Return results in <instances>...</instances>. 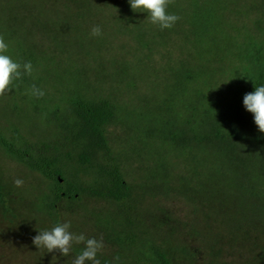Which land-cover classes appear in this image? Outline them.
<instances>
[{"label": "rangeland", "instance_id": "374dc122", "mask_svg": "<svg viewBox=\"0 0 264 264\" xmlns=\"http://www.w3.org/2000/svg\"><path fill=\"white\" fill-rule=\"evenodd\" d=\"M64 1L0 0V36L9 46L6 54L16 61V44L33 51L32 76L40 78L38 88L45 92L40 98L29 89L0 96V138L16 149L24 140L35 145L49 142L56 129L55 117L66 113L74 93L88 100H109L117 115L116 122L106 128V136L125 180L134 188V200L115 206L81 197L62 200L53 210L49 207L53 185L0 144V264H72L84 244H73L66 257L32 242L39 231L67 221L73 233L103 237L105 246L97 256L101 264H146L151 246L167 251L176 264H264L260 245L251 243L224 247L222 257L213 258L208 246L214 239L198 215L182 199L164 192L154 177V157L150 142L144 140L142 113L147 115L155 103L162 102V90L172 76L167 73L172 70L169 65L182 55L178 33L160 38L163 43H157L152 55L130 34L118 32L144 27L153 35L164 33L166 29L147 19L148 13L135 12L134 23H130L120 20L132 10L123 0ZM257 1L259 11L234 16L238 17L235 21L251 25L264 20V0ZM180 8L169 3L167 11L178 16ZM40 13L48 22L46 31L37 21ZM65 14L68 24L56 23L55 16ZM181 25L180 18L173 27ZM94 26L101 27L100 36L91 35ZM56 109L57 116L53 114ZM16 179L24 181L22 187L15 185ZM126 215L132 224L123 232L128 244L120 247L110 241L103 222L97 219L114 218L122 223ZM116 228L122 227L117 224Z\"/></svg>", "mask_w": 264, "mask_h": 264}, {"label": "trees", "instance_id": "16d2710c", "mask_svg": "<svg viewBox=\"0 0 264 264\" xmlns=\"http://www.w3.org/2000/svg\"><path fill=\"white\" fill-rule=\"evenodd\" d=\"M257 2L172 0L173 6L181 7L177 12L181 27L156 35L144 27L118 30L130 34L152 55L160 38L177 33L181 38L182 55L169 65L172 70L167 73L172 76L162 90V102L155 103L147 115L142 113L146 123L142 132L150 142L154 177L164 192L182 199L198 215L214 239L208 247L217 260L222 248L247 243L259 244L264 252V133L243 104L245 94L264 86V20L248 25L234 17L259 11ZM125 13L120 20L134 23L135 12ZM41 15L37 21L46 31L48 22ZM66 17L56 15V23L68 24ZM16 49V62L35 64L33 51L18 44ZM39 81L38 76L24 74L13 82L12 90L24 93L32 85L38 87ZM74 95L66 113L55 117L49 142L35 145L24 140L16 149L0 138V144L53 185L49 203L53 210L62 200L81 197L115 206L133 201L134 188L125 180L106 136V128L116 122L115 105ZM53 114L57 116L58 110ZM122 221L97 219L110 241L120 247L128 244L123 232L132 224L128 215ZM149 248L146 264H176L164 249Z\"/></svg>", "mask_w": 264, "mask_h": 264}, {"label": "clouds", "instance_id": "9594fccd", "mask_svg": "<svg viewBox=\"0 0 264 264\" xmlns=\"http://www.w3.org/2000/svg\"><path fill=\"white\" fill-rule=\"evenodd\" d=\"M131 9L134 12H146L151 23L156 24L161 30L172 28L180 19L175 14H169L167 11L169 3L172 0H128ZM102 29L100 26H94L91 35L100 36ZM8 44L4 37L0 36V96L10 93L13 89L12 85L15 80L22 79L24 74L31 75L33 65L29 61L21 64L14 61L9 55ZM31 95L40 98L45 92L32 85ZM243 104L246 110L253 114L254 122L261 133H264V86L255 87V91L244 95ZM17 187H22L24 181L16 179L14 181ZM71 222H63L56 224L51 230L39 231V234L33 237V244L39 249L45 248L48 253L59 252L63 256H68L71 252L73 244H84V248L80 254L75 256L72 264H101L97 258L104 248L103 237L100 239L95 237H87L85 234H76L70 231ZM55 256L53 257V260ZM117 261L119 257L115 258Z\"/></svg>", "mask_w": 264, "mask_h": 264}]
</instances>
